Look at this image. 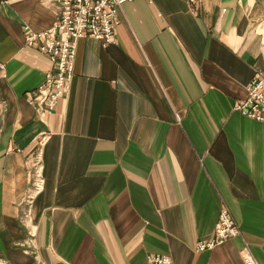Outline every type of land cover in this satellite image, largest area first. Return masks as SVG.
I'll list each match as a JSON object with an SVG mask.
<instances>
[{"label":"crops","instance_id":"obj_1","mask_svg":"<svg viewBox=\"0 0 264 264\" xmlns=\"http://www.w3.org/2000/svg\"><path fill=\"white\" fill-rule=\"evenodd\" d=\"M55 21L0 0V263L264 264V122L235 109L264 75V0L126 3L41 115L28 98L52 63L28 36ZM225 207L240 233L198 251Z\"/></svg>","mask_w":264,"mask_h":264},{"label":"built area","instance_id":"obj_2","mask_svg":"<svg viewBox=\"0 0 264 264\" xmlns=\"http://www.w3.org/2000/svg\"><path fill=\"white\" fill-rule=\"evenodd\" d=\"M131 1L133 0H44L45 4L55 7L56 21L51 27L31 32L28 36V43L36 45L52 63V69L46 74L43 83L31 91L28 98L30 102L35 103L41 115L54 111L58 101L71 90L78 40L82 37H92L104 45L113 43L119 14L123 6ZM189 2L195 9L198 0ZM0 69L4 70V65H0ZM235 109L249 118L264 122V75L256 76L250 82L246 98L239 101ZM39 142L42 144L44 138ZM32 167L34 182L28 200L44 186L41 151L35 156ZM239 233L238 225L225 207L220 211L213 234L199 241L197 250H211ZM34 235L31 231L30 236L33 238ZM147 263L173 264V261L169 256L149 255Z\"/></svg>","mask_w":264,"mask_h":264}]
</instances>
